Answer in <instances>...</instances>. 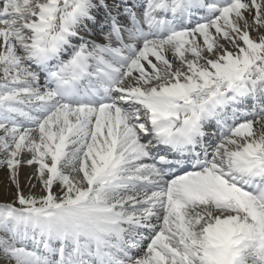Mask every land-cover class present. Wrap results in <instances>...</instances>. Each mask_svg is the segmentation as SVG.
Here are the masks:
<instances>
[{
    "label": "snow or ice",
    "instance_id": "6c2138e0",
    "mask_svg": "<svg viewBox=\"0 0 264 264\" xmlns=\"http://www.w3.org/2000/svg\"><path fill=\"white\" fill-rule=\"evenodd\" d=\"M101 12L107 43L81 35ZM252 30L264 0H0V167L17 185L0 264H264ZM209 121L224 129L211 155ZM25 153L39 198L19 190ZM188 158L193 171L165 179Z\"/></svg>",
    "mask_w": 264,
    "mask_h": 264
},
{
    "label": "rangeland",
    "instance_id": "374dc122",
    "mask_svg": "<svg viewBox=\"0 0 264 264\" xmlns=\"http://www.w3.org/2000/svg\"><path fill=\"white\" fill-rule=\"evenodd\" d=\"M109 2H114V0H108ZM132 2H134L135 0H130ZM141 2H144V0H140ZM168 19H171V17H166ZM100 22H98L95 26H89L87 29H84L82 30L81 34H83L85 32V30H90L91 31V35H93L94 37H97L98 38V43H106L107 40L105 39V32H109L110 28H103L101 26L97 27L98 24ZM103 28V29H102ZM260 35H264V30H261L259 32L255 31V30H252L251 31V36L254 38V39H257ZM103 40V41H102ZM102 41V42H101ZM80 41H77L75 42L74 44H79ZM226 47H229V50H231L230 46L226 44ZM69 58V55L66 54L64 55L63 59H68ZM45 77L42 75V79H44ZM244 110H248V111H252L254 108L250 105L245 104V106L243 107ZM242 110V109H241ZM257 121L259 120V118H255ZM215 122V121H213ZM231 123V122H230ZM261 125L259 123L256 124V128L257 129H260ZM207 130V129H206ZM214 130V128L212 129ZM208 131V130H207ZM215 131V130H214ZM218 132H221V131H218ZM2 134V133H0ZM211 135L209 137H213V139L211 138L212 141H215L216 144L220 143L222 139H217V135H214L212 133H210ZM208 137V139H210ZM211 148V147H210ZM212 150V148H211ZM210 154V153H209ZM0 158H3L2 155H0ZM30 158V155L25 153L24 155H22L21 157V160H22V163L19 167V170H18V174H17V180L19 182V190L21 192H23V194L25 196H29V195H32V196H41V195H37L36 193H38V191L36 189H34V187H40L42 189V194H44V190H43V185L42 183L39 181L38 178L35 177L34 180H31L29 179V175H31V178L34 177V175L37 173V169H38V165H31L29 166L26 161ZM3 168V169H2ZM0 170L4 171V175H5V178L7 177L9 181L11 182H8L9 184H7V182H3L4 179L3 178H0V203H14L16 201V196H17V185L15 183L12 182V180L10 179V170L7 168V167H0ZM75 176V174H73ZM29 182H33L32 184H34L35 186L33 187V185L31 186H28L30 183ZM31 189V192L29 189ZM56 190L57 193L60 192V186L57 184L54 186V191ZM38 197V198H39ZM15 206L19 207L18 204H16ZM145 235V234H144ZM145 236H148L147 234ZM147 245L142 247L143 249H146ZM141 250L139 253H140V256H143L145 254L144 250L142 249H139ZM139 250H136V251H139Z\"/></svg>",
    "mask_w": 264,
    "mask_h": 264
},
{
    "label": "bare ground",
    "instance_id": "6f19581e",
    "mask_svg": "<svg viewBox=\"0 0 264 264\" xmlns=\"http://www.w3.org/2000/svg\"><path fill=\"white\" fill-rule=\"evenodd\" d=\"M82 35V34H81ZM107 35V33H105V36ZM103 41V40H102ZM101 41V42H102ZM169 58H171V55L169 54ZM177 64H178V62H177ZM214 147V146H213ZM212 146H211V148H213ZM161 151H163V147H161ZM190 160V158H188L187 160H186V162H188ZM149 161H151V160H146V161H144L145 163H150ZM3 169V168H2ZM194 170V168H193V166H190L189 168H184V169H181V170H171V174H170V176L169 177H165V179H169V178H171V179H174V176L175 175H182V174H185V172L186 171H193ZM76 175V174H75ZM29 177V179H31V180H34L35 179V177H36V174L34 175V177H32L31 178V175H29L28 176ZM0 178H3L4 179V181L3 182H7V184H9L8 182H11V181H9V180H7L8 178L6 177L5 178V175H4V171H2V170H0ZM30 184L28 185V186H32V185H34V184H32L33 182H29ZM29 189V188H28ZM31 189H33V188H31ZM31 189H29L30 190V192H31ZM34 189H36L37 191H38V193H36L37 195H43L42 194V189L40 188V187H34ZM54 192H56V190L54 191ZM57 193V192H56ZM33 195V194H32ZM39 196H37V198H38Z\"/></svg>",
    "mask_w": 264,
    "mask_h": 264
}]
</instances>
